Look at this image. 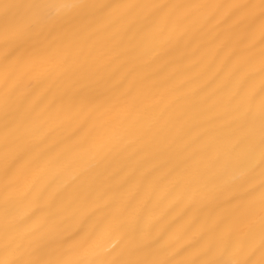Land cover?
Segmentation results:
<instances>
[{
	"label": "bare ground",
	"instance_id": "obj_1",
	"mask_svg": "<svg viewBox=\"0 0 264 264\" xmlns=\"http://www.w3.org/2000/svg\"><path fill=\"white\" fill-rule=\"evenodd\" d=\"M90 3L0 48V264H259L261 0Z\"/></svg>",
	"mask_w": 264,
	"mask_h": 264
},
{
	"label": "snow or ice",
	"instance_id": "obj_2",
	"mask_svg": "<svg viewBox=\"0 0 264 264\" xmlns=\"http://www.w3.org/2000/svg\"><path fill=\"white\" fill-rule=\"evenodd\" d=\"M94 5L90 0H29L27 4L21 5L25 9L14 18L4 17L0 20V48H5L10 55L18 59H25L40 53L44 49L51 32L47 31L53 21H60L73 12L83 11ZM245 8L249 7L244 5ZM261 9L264 10V0H261ZM261 27L264 29V11L261 13ZM261 230L264 233V217H262ZM58 243L55 240L50 244ZM237 250L239 243L236 244ZM264 250V244H262ZM3 264H59L43 258L36 259H9ZM112 264H120L113 261ZM213 264H223L215 261ZM236 264H253L251 260L236 262ZM259 264H264V258Z\"/></svg>",
	"mask_w": 264,
	"mask_h": 264
}]
</instances>
